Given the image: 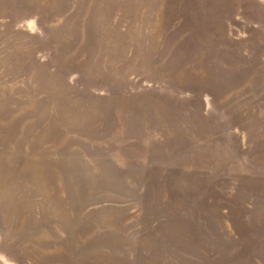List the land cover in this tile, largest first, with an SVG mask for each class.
Masks as SVG:
<instances>
[{
	"label": "rangeland",
	"instance_id": "rangeland-1",
	"mask_svg": "<svg viewBox=\"0 0 264 264\" xmlns=\"http://www.w3.org/2000/svg\"><path fill=\"white\" fill-rule=\"evenodd\" d=\"M0 264H264V0H0Z\"/></svg>",
	"mask_w": 264,
	"mask_h": 264
}]
</instances>
